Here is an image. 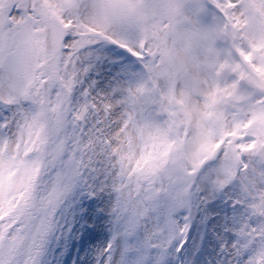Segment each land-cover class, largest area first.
<instances>
[{
	"label": "snow or ice",
	"instance_id": "obj_1",
	"mask_svg": "<svg viewBox=\"0 0 264 264\" xmlns=\"http://www.w3.org/2000/svg\"><path fill=\"white\" fill-rule=\"evenodd\" d=\"M0 264H264V0H0Z\"/></svg>",
	"mask_w": 264,
	"mask_h": 264
}]
</instances>
